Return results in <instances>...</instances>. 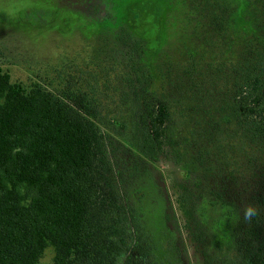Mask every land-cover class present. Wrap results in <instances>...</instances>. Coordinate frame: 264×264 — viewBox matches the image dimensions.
I'll list each match as a JSON object with an SVG mask.
<instances>
[{
    "label": "rangeland",
    "instance_id": "374dc122",
    "mask_svg": "<svg viewBox=\"0 0 264 264\" xmlns=\"http://www.w3.org/2000/svg\"><path fill=\"white\" fill-rule=\"evenodd\" d=\"M242 5L246 20L264 19V0H0V69L12 83L39 82L92 101L147 264H246L241 249L225 245L264 233V221L244 233L241 223L224 224L206 185L191 191L190 221L177 204L179 171L220 120L233 65L251 38L241 29ZM155 100L168 106V137L152 150L142 121ZM250 184L225 195L241 216L248 205L264 207V185ZM52 257L46 249L40 264Z\"/></svg>",
    "mask_w": 264,
    "mask_h": 264
},
{
    "label": "trees",
    "instance_id": "16d2710c",
    "mask_svg": "<svg viewBox=\"0 0 264 264\" xmlns=\"http://www.w3.org/2000/svg\"><path fill=\"white\" fill-rule=\"evenodd\" d=\"M244 10L241 29L251 38L233 65L231 99L215 128L203 131L204 145L179 171L185 184L177 186L188 221L191 191L206 185L210 202L223 207L224 224L241 223L243 233L264 221L261 205L244 224L238 206L225 202L226 192L243 183L264 185V19L254 13L246 20ZM222 62L220 68L231 65ZM91 102L39 82L12 83L0 69V264H40L48 248L50 264H147L136 214L109 155L110 135ZM143 114L142 141L154 150L168 137V106L155 100ZM244 238L226 251L241 249L246 264H264V233Z\"/></svg>",
    "mask_w": 264,
    "mask_h": 264
},
{
    "label": "clouds",
    "instance_id": "9594fccd",
    "mask_svg": "<svg viewBox=\"0 0 264 264\" xmlns=\"http://www.w3.org/2000/svg\"><path fill=\"white\" fill-rule=\"evenodd\" d=\"M255 215H257V209L252 205L246 206L244 210V219L250 221Z\"/></svg>",
    "mask_w": 264,
    "mask_h": 264
}]
</instances>
